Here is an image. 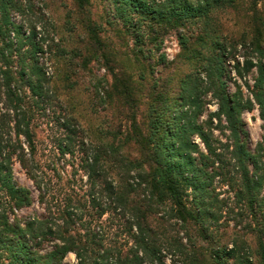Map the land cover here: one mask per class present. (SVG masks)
<instances>
[{"label":"trees","instance_id":"16d2710c","mask_svg":"<svg viewBox=\"0 0 264 264\" xmlns=\"http://www.w3.org/2000/svg\"><path fill=\"white\" fill-rule=\"evenodd\" d=\"M72 1L92 41L105 47L89 15L90 0ZM237 1L110 0L108 24L120 26L129 36L135 47L132 55L153 78L150 100L141 124L134 116L130 119L132 131L122 144L86 148L80 143L86 195L63 192L57 199L40 173L33 132L35 110L45 114L54 101L42 62L51 47L43 36L36 41V25L26 36L24 26L13 21L15 12L33 13L32 0H0V264H65L69 255L76 264H264V138L251 152L242 119L244 112L258 107L264 131V20L254 11L248 35L231 40L218 14ZM171 33L178 35L179 58L192 66L176 92L172 75H166L176 62L159 55ZM241 50L247 52L243 65ZM228 62L234 63L240 78L256 68L253 85L245 83L247 97L240 86L228 92ZM130 78L114 76L109 99L130 106ZM209 94L217 112L202 123ZM28 97L36 107H26ZM214 120V130L230 133L225 145L206 128ZM71 135L59 150L75 157ZM130 142L140 159L124 151ZM222 147L229 158H224ZM16 163L33 182L45 215L18 217L34 198L15 182ZM216 183L233 194L232 208L227 199H219ZM49 199L56 201L55 209ZM106 216H117L123 224L114 230L102 221ZM224 216L236 226L245 223L231 249L214 234ZM48 242L52 245L45 249Z\"/></svg>","mask_w":264,"mask_h":264},{"label":"rangeland","instance_id":"374dc122","mask_svg":"<svg viewBox=\"0 0 264 264\" xmlns=\"http://www.w3.org/2000/svg\"><path fill=\"white\" fill-rule=\"evenodd\" d=\"M109 3L110 0H90L88 10L90 18L97 25L99 38L105 47H100L92 41L89 32L81 23V18L72 0H32L33 13L26 14L27 16L16 12L13 14V21L24 26L23 33L26 36L30 35V27L36 25L41 33L36 41L43 36L46 39L45 45L51 47V51L46 55L48 61L42 58V62L46 63L45 67L50 79L48 88L54 101L49 106L50 110L45 114L35 110L36 119L33 132L37 150L35 158L40 167V173L45 174L46 182L49 181L47 184L56 194L57 199L59 198L58 193L63 192L79 198L86 195L88 185L85 173L80 170V143L83 142L86 148L88 146L101 147L104 144L106 146L108 143L122 144L130 136L127 133L132 131L130 119L134 116L141 124L150 100L147 94L150 92L153 78L149 70L147 68L145 70L136 61V56L132 55L135 47L129 36L124 34L120 26L108 24ZM254 11H259L260 17L264 20V0H238L234 7H224L218 14L224 34L231 40L248 35V28L252 29ZM181 52L177 33H171L164 39L159 52V55L165 56L167 62H176L166 72V75H172L174 79L173 91L175 92L179 89L178 83L192 71L191 62L180 59ZM246 54L244 50L240 51L241 65H243ZM226 71L224 80L228 92L234 93L236 87L240 86L247 97L249 94L245 83L253 85V79L257 77L256 68L250 74L244 75V78L238 76L233 62L227 63ZM121 75L122 78L131 77L130 89L134 102H130V106L116 97L109 99L107 96L108 93H112L113 77ZM143 75L146 77L145 80H142ZM26 100V107H36L33 106L34 102L31 97ZM204 101L210 104L204 107V114L199 121L202 123L208 121L211 113L217 112V104L211 94ZM0 107H3V104H0ZM31 110L34 111V109ZM242 119L247 133V146L254 153L257 144L264 138L258 107H254L251 112H244ZM65 124L75 131L74 136L68 134L69 132L63 127ZM217 125L218 122L214 120L213 126L206 128L212 132L214 140L219 139L225 145L229 142L230 133L214 130L213 128ZM69 135L73 141L71 148L76 151L75 157L62 155L59 150V144ZM194 140L206 153L201 141L198 138ZM124 147L127 154L140 159L141 155L139 151H135L133 142ZM221 151L224 153V158L227 157L225 147H222ZM14 178L17 185L30 191L34 198V203L29 208L17 212L18 217L25 219L45 215V207L38 203V191L17 163L14 166ZM215 186L217 194H220L219 199H227L228 209L232 208L234 206L233 194L225 193L228 190L227 187H221L218 183ZM49 201L55 209L56 201L50 199ZM102 221H107L113 225L114 230H118L124 220L117 216L108 220L106 216ZM219 225L222 226L214 234L217 235V240L221 238L220 243L223 246L228 245L231 249V242L236 238V233L240 232L239 234L243 235L242 228L245 223L236 226L235 221L224 216ZM180 237H183V234ZM245 238L250 239V235ZM50 245L52 244L49 242L45 243L44 248L48 249ZM65 264H76L75 256L69 255Z\"/></svg>","mask_w":264,"mask_h":264},{"label":"built area","instance_id":"2783aa9c","mask_svg":"<svg viewBox=\"0 0 264 264\" xmlns=\"http://www.w3.org/2000/svg\"><path fill=\"white\" fill-rule=\"evenodd\" d=\"M47 76H49V73H48V71H47Z\"/></svg>","mask_w":264,"mask_h":264}]
</instances>
